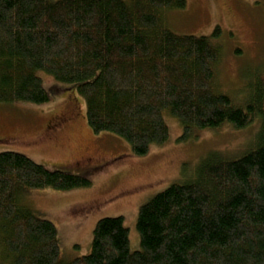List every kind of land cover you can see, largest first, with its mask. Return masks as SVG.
Returning a JSON list of instances; mask_svg holds the SVG:
<instances>
[{"label": "trees", "instance_id": "1", "mask_svg": "<svg viewBox=\"0 0 264 264\" xmlns=\"http://www.w3.org/2000/svg\"><path fill=\"white\" fill-rule=\"evenodd\" d=\"M264 3V0H258ZM186 0H0V104L49 101L37 72L74 84L91 131L124 141L135 157L168 140L163 114L183 134L260 120L252 147L236 160L213 152L193 178L143 204L140 250L129 251L122 218L97 221L91 252L60 261L55 226L19 202L18 188L59 191L90 181L0 153V246L5 264H264V90L235 104L215 84L220 60L211 37L178 35L166 10ZM258 126V125H257Z\"/></svg>", "mask_w": 264, "mask_h": 264}, {"label": "rangeland", "instance_id": "2", "mask_svg": "<svg viewBox=\"0 0 264 264\" xmlns=\"http://www.w3.org/2000/svg\"><path fill=\"white\" fill-rule=\"evenodd\" d=\"M163 20L178 35L211 37L219 28L211 39L220 55L215 84L235 104L246 102L255 81L264 90V3L186 0L184 9L166 10ZM37 75L49 101L0 104V153H19L48 170L90 181L89 187L70 191L17 189L22 206L55 226L62 263L90 254L93 229L104 218H122L129 251L140 250L139 208L170 185L191 180L199 163L213 152L226 160L240 158L252 147L261 123L256 119L244 129L226 124L215 130H193L181 140V125L164 113L168 140L135 157L121 139L91 131L74 84L60 83L44 72ZM56 119L60 123L52 132ZM117 156H122L121 162L111 164ZM5 260L0 246V264Z\"/></svg>", "mask_w": 264, "mask_h": 264}, {"label": "flooded vegetation", "instance_id": "3", "mask_svg": "<svg viewBox=\"0 0 264 264\" xmlns=\"http://www.w3.org/2000/svg\"><path fill=\"white\" fill-rule=\"evenodd\" d=\"M59 123H60V120L56 119L55 124L51 127L52 132H55L57 130V126L59 125ZM120 160H122V156H117V157H113L110 162L111 164H115V163H118Z\"/></svg>", "mask_w": 264, "mask_h": 264}]
</instances>
